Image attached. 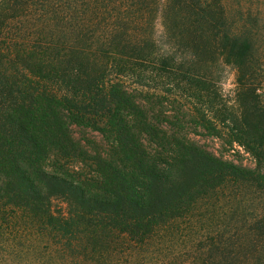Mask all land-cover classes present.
Here are the masks:
<instances>
[{"label": "trees", "instance_id": "obj_1", "mask_svg": "<svg viewBox=\"0 0 264 264\" xmlns=\"http://www.w3.org/2000/svg\"><path fill=\"white\" fill-rule=\"evenodd\" d=\"M233 19L223 0H0V264L141 247L224 186L264 194V63ZM261 228L208 232L194 259L264 264Z\"/></svg>", "mask_w": 264, "mask_h": 264}, {"label": "rangeland", "instance_id": "obj_2", "mask_svg": "<svg viewBox=\"0 0 264 264\" xmlns=\"http://www.w3.org/2000/svg\"><path fill=\"white\" fill-rule=\"evenodd\" d=\"M223 1L234 18L233 21L239 26L248 25L254 33L259 50L257 54L261 63H264V0ZM220 74L222 93L225 96H233L234 70L227 66ZM258 80L262 86L259 94L264 103V73ZM224 139H217L218 143L215 146L219 147L226 157L256 168L257 162L251 154L237 144L230 149L229 145H223ZM262 170L264 171V165ZM256 224L263 228L262 231L260 229L253 231L252 236L262 241L259 246L263 251L264 194L252 185L224 186L198 204L190 217L176 222L171 231H159L141 247L131 246L129 241L120 238L112 246L90 245L87 254L83 252V255H80L81 247H75V250L60 249L57 252L53 250L50 256L48 253L52 250V244H44L45 240L43 243L45 247L39 255L46 264H53L52 261L54 264H170L172 259L188 252L189 254L183 257L185 260L183 264H190L191 258L194 259L204 252L202 242L206 240L208 232L217 231L224 234L227 240H240L249 237L248 228ZM243 227L245 228L242 230ZM253 252L252 250L248 253ZM179 260L181 262L182 256ZM195 261L193 264H206L202 258Z\"/></svg>", "mask_w": 264, "mask_h": 264}]
</instances>
